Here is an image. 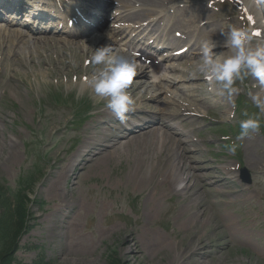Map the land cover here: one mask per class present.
I'll return each mask as SVG.
<instances>
[{"label":"rangeland","instance_id":"obj_1","mask_svg":"<svg viewBox=\"0 0 264 264\" xmlns=\"http://www.w3.org/2000/svg\"><path fill=\"white\" fill-rule=\"evenodd\" d=\"M199 1L210 7L209 0ZM112 6L111 1L109 7ZM174 7V4H166L164 8L170 22L179 19L172 13ZM211 9L216 13L227 11L216 6ZM111 22L109 20L107 24ZM59 48L60 45L50 44L47 49L51 52L50 59L55 61L63 56L61 60L65 63L43 67L36 55L31 59L26 53L18 61L12 56L14 51L17 52L16 45L12 47L11 56L7 55V48L0 45V187L17 191L26 186L27 181L34 215L32 228L20 240L16 264H33L39 259L51 264H113L115 260L124 264H195L194 261H171L164 255L152 254V241L161 235L179 245L182 251L191 246L196 235L199 241L208 242L211 250L201 259V264H264V130L242 139L233 133L236 139L232 141L239 152L235 155L226 144L224 146L216 127L208 124L210 120H218L217 126L229 123L235 127L242 120L243 111L252 115L253 109L261 117L262 129L264 113L248 96L249 91L257 93L253 89L254 78L238 83L240 91L231 99L216 88L221 95L218 102L222 107L202 109L204 119H192V124L183 130L184 138H177L183 144L188 141L194 145L189 146V156L193 158L195 169H209L198 173L203 176L211 171L219 173L224 179L219 184L207 181L196 183L194 187L195 180H186L185 175L168 199L163 197L164 188L160 186L157 187V198L148 199V189L153 187L141 188L137 182L127 180L126 173L133 158L125 156L105 174H85L82 167H75L66 187L58 193L51 186L52 177L57 176L59 167L65 166L78 151L83 131L94 122L95 105L104 101L94 97L87 83L90 75L85 71L88 69L86 62L92 56L80 50ZM41 58L45 59V54ZM186 61H194V58L176 63ZM170 65L168 63L157 74L148 68L146 82L162 87L157 92L152 90V96L169 99L173 97L172 92L168 93L169 87L181 90L179 81L175 86L168 84V88L166 82L161 81L164 76L172 79L180 76L169 71ZM95 67L93 65L89 70L94 72ZM83 83L86 84L84 87ZM189 85L195 86V83ZM175 93H178L179 106L192 103L180 91ZM55 95L64 96L69 103L52 104ZM240 96L243 103H247L245 107L237 105ZM148 103L149 106L157 105L151 99ZM151 151L145 168L148 173L161 159L174 153L170 148L162 150L160 146ZM182 155V152H176L173 164L180 163ZM38 166L44 168V180H40L41 175L36 171ZM230 166L233 169L227 172L225 168ZM244 167L254 178L250 187L241 182L240 170ZM31 173L36 174L33 180ZM197 199L193 212H198L199 219L189 229L185 224L188 217L180 216L179 211L183 205ZM73 201L75 204L70 207L67 202ZM155 203L156 211L149 212ZM2 211L3 207L0 216ZM52 215L56 217V227L51 224ZM230 220L247 227L252 233L251 239L243 241L235 237L234 231L227 226ZM52 233L59 239L50 242ZM135 248L138 251L129 255Z\"/></svg>","mask_w":264,"mask_h":264},{"label":"bare ground","instance_id":"obj_2","mask_svg":"<svg viewBox=\"0 0 264 264\" xmlns=\"http://www.w3.org/2000/svg\"><path fill=\"white\" fill-rule=\"evenodd\" d=\"M85 1V0H83ZM90 1V0H89ZM116 2L123 5V9L125 10L121 16H124V19L130 21H141L144 17L148 15L152 11L151 8L160 7L165 3H168L173 0H115ZM175 1H183V0H175ZM193 3L192 7H179L176 11V14L182 18L181 20L176 21L171 24L170 28H180L183 30L184 38L197 40L190 45V49L183 54L181 57H175L174 53L182 50L188 45L179 48L181 44L185 41L182 39H177L175 37H169L165 41H169V48L171 49V54L166 61H181L185 58H194V61H186L180 64H175V66H170L169 70L171 72L179 74L178 78L173 80L165 79L166 86L170 84L171 86H175L176 82L179 80L182 83L181 90L176 89L174 87L173 93L175 91H180L182 95L190 98L192 103L189 102L187 107L181 106V110H184L181 115L170 113L166 107L171 106L174 103V100L168 101L162 99L161 97L152 98V100L160 104L163 102L165 104L164 108L156 107L150 108L147 103H141L139 100L135 99V109L136 112L128 113V119L126 122L121 123L114 114L107 109L106 101L98 102L96 107V112L93 114L94 122L91 126H89L85 131H83V140L80 146L78 147V151L71 157L65 166L59 167V172L57 176L52 177L51 186L58 193H61L63 186L66 187V184L69 179V175L71 171L76 166H81L82 171L88 174H105L107 169H113L118 160L122 159L125 156L132 157L130 167L128 172L126 173V178L130 182H137L139 187L141 188H149V186L153 187L151 190L148 189V199L155 200L157 198L156 188L158 184H161L162 188H164L163 197L168 199L172 192L176 191V186L183 179V176L187 175L186 180L189 178L190 180H195L194 187L196 183L205 184L207 181L215 182V184H219L224 179L219 173L214 171L209 172L207 175L203 176L198 172L209 169H195L192 165V157L189 156V146L190 143L186 141H179L177 138L181 139V135L178 130L172 126V121H175L177 118L181 117L182 114L190 113L200 115L202 109H211V108H219L220 105L218 102H214L215 98H219L220 94L217 91H210L205 88V84L207 82L205 77L199 73L195 72L196 65L200 61L201 55V46L203 43H217V48L214 49L215 52H222L223 55H227L228 52L226 49L221 47L223 44L224 36L221 35V31H225L229 28V26H238V22L236 21V12L231 11L227 15L223 14H215L212 12L208 6L195 4V0H190ZM242 4L243 12L240 15L239 20L244 23V16L249 13V10L246 6L249 2L250 5L256 7V0H237ZM93 4L102 5V3L97 0L91 1ZM108 1H105L107 3ZM139 5L140 10L137 12H130L129 10L135 6ZM47 3L45 0H33L31 2H27L26 0H0V18H11L12 22L16 21L19 24L22 15H26L27 19L24 21L27 23L34 22L36 25L38 22L37 28L33 25V28H28V34L21 33L20 29H13L12 32L6 31L1 28H5L4 24H0V45L5 46L7 48V55L11 56V52H13L12 47L16 45L17 52L14 51L12 54L18 61L21 60L20 56L23 54H28L31 59L36 55L38 59L41 61L43 67L48 65L57 66L63 64V56L60 57L57 61H51L50 54L51 52L47 50L50 47L51 43H55L58 45H62L61 48L66 49H75L80 50L86 55H93L95 51L102 47V42L104 41V36L102 33H98L95 37L93 46L81 44L84 42L85 34L89 32L90 29L86 31H78L71 30L68 32V37L66 39L58 38L55 36H47L48 32L53 31L50 29L48 25L51 27L54 26L53 16L50 15V12L47 10ZM257 8V7H256ZM157 10V9H154ZM73 14L75 12L73 11ZM101 14V13H96ZM9 15V16H8ZM74 16V15H73ZM29 17H32L29 18ZM192 17V18H190ZM111 19V16H109ZM117 20L118 16L115 17ZM232 19L234 20L232 23L223 24L224 27L220 24L225 20ZM200 21H207L205 25H203L201 31L198 33V36L195 37L194 28L198 25ZM160 21L157 22V24ZM263 22V20H262ZM154 24V22L150 23L149 26ZM253 26H258L260 31L262 32V36L264 35V27H260L258 22L254 23ZM244 28V26L239 27ZM95 29H99L96 27ZM93 30V29H91ZM142 30V27L139 28ZM123 30H121L122 32ZM33 34L44 35L40 38L33 37ZM31 35V36H30ZM54 35V34H53ZM186 39V40H187ZM84 44V43H83ZM188 44V43H185ZM264 44V42H262ZM102 45V46H101ZM45 49V59L41 58L42 51ZM39 55V56H38ZM113 56H120L121 54H112ZM122 56L129 57L128 54H124ZM142 56L146 58V60L153 59L151 53L142 51ZM153 64L154 70L159 71L160 65H156L153 60L151 61ZM24 66L26 64L23 63ZM21 65L22 67H24ZM195 73V74H194ZM146 72H141L137 78L139 79V83H134L133 86L129 90L132 91V96L136 98L138 96V91H144L141 100L147 102L148 95L152 92V86L155 91L159 88L158 85L149 86L146 82H144V78L146 76ZM193 75V76H191ZM255 85L253 89L256 90L257 93H260L262 98H264V88L258 84V81L253 79ZM195 83V86H191L189 84ZM198 85V86H197ZM83 86V85H82ZM169 89L172 90L171 87ZM169 90V92H171ZM261 91V92H259ZM178 93H175L174 96H177ZM196 108V109H195ZM229 109L227 108L226 111ZM134 123H138L137 125H133ZM186 126L187 121L183 123ZM127 126H133V129L128 130ZM160 146L162 150L170 148L171 152H174L171 156H166L164 159L159 161L157 167H154L153 170L148 173L146 171V163L148 159L151 157V151L154 147ZM182 152L183 155L180 157L181 162L177 164H173L174 155L176 152ZM189 163V166L186 165ZM183 164V165H182ZM171 165L173 168L171 169ZM191 173H189V171ZM175 171L177 175H175ZM222 174H225L224 171H221ZM156 183V184H155ZM214 184V185H215ZM193 187V188H194ZM163 199V198H162ZM189 202L182 206L179 211L180 216H186L185 224L191 229L195 224H197L199 219L198 212H193L194 203ZM67 204L72 207L75 204V201ZM156 211V203L153 208L150 209L149 212ZM229 219V218H228ZM56 217H53L51 224L56 227ZM229 229L234 231V236L243 241L250 240L252 233L247 227H244L238 224L235 221L230 220L227 224ZM220 230L216 228V230ZM134 241H136L135 237L130 236ZM58 236L55 233L51 234L50 242H54L58 240ZM160 240V241H159ZM138 248L132 249L131 254L134 255ZM127 250V249H126ZM210 245L208 242H203L198 240V235H196L194 241L191 246L182 251L180 246L172 243L169 238L161 235L159 239L152 241V247L150 251L155 256L164 255L165 258L173 261H194L195 264H201V259L203 257H207L210 251ZM130 256V257H131ZM189 256V257H188ZM135 257V256H134ZM133 258V257H131Z\"/></svg>","mask_w":264,"mask_h":264},{"label":"clouds","instance_id":"obj_3","mask_svg":"<svg viewBox=\"0 0 264 264\" xmlns=\"http://www.w3.org/2000/svg\"><path fill=\"white\" fill-rule=\"evenodd\" d=\"M262 6L264 0H256L257 9ZM221 35L225 39L220 46L228 54L215 52L217 43L205 42L201 46L200 61L195 69L196 73L203 75L213 86L209 90L215 91L218 88L231 99L240 91L238 83L243 84L249 77L254 78L264 88V44L253 45L254 36L257 34L247 28L229 26L227 30L221 31ZM91 63L96 67L87 83L94 97L105 100L107 109L121 123L126 122L127 114L135 110V98L129 89L140 74L139 64L125 56H113L110 46L96 50L91 57ZM248 96L260 112L264 113V98L260 93L249 91ZM244 115L248 116L247 113ZM239 129L238 139L249 137L261 130V120L249 116L239 122ZM224 139L228 140L229 137ZM228 150L235 152L236 145L232 144Z\"/></svg>","mask_w":264,"mask_h":264},{"label":"trees","instance_id":"obj_4","mask_svg":"<svg viewBox=\"0 0 264 264\" xmlns=\"http://www.w3.org/2000/svg\"><path fill=\"white\" fill-rule=\"evenodd\" d=\"M0 187V264H13L19 249V240L28 229L30 200L26 194L9 195ZM113 264H121L117 260ZM37 264H49L39 262Z\"/></svg>","mask_w":264,"mask_h":264},{"label":"water","instance_id":"obj_5","mask_svg":"<svg viewBox=\"0 0 264 264\" xmlns=\"http://www.w3.org/2000/svg\"><path fill=\"white\" fill-rule=\"evenodd\" d=\"M246 175H247V173H246ZM246 180H249V177L248 176H246Z\"/></svg>","mask_w":264,"mask_h":264},{"label":"snow or ice","instance_id":"obj_6","mask_svg":"<svg viewBox=\"0 0 264 264\" xmlns=\"http://www.w3.org/2000/svg\"><path fill=\"white\" fill-rule=\"evenodd\" d=\"M257 35H259V33H256Z\"/></svg>","mask_w":264,"mask_h":264}]
</instances>
